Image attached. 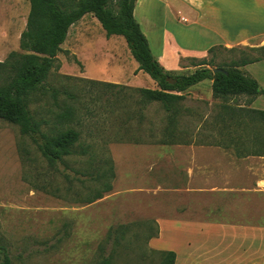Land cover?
<instances>
[{
  "label": "rangeland",
  "instance_id": "374dc122",
  "mask_svg": "<svg viewBox=\"0 0 264 264\" xmlns=\"http://www.w3.org/2000/svg\"><path fill=\"white\" fill-rule=\"evenodd\" d=\"M166 2L153 0L158 16L152 23L160 31L166 27L184 51L198 52L207 41L219 43L215 35L194 25L195 16L181 12L185 8L179 3L169 10ZM6 6L9 39L5 44L0 39V55L6 53L2 61L11 52H21L19 38L30 9L28 0H10ZM210 19L214 21L213 16ZM216 29L225 39L236 38V33ZM150 41L153 45L154 39ZM252 43L257 47V42ZM233 48V53L222 46L204 57H174V72L190 74L202 60L228 64L241 50L251 57L257 55L246 45ZM61 50L45 91L32 95L28 108L33 118L42 122V133L49 136L60 129H73L79 134L75 150L85 148L88 153H76L50 167L29 137L0 121V241L11 264H98L110 254L111 264H158L161 251L151 247V241L156 245L171 240L169 233L157 240L158 228H170L165 224L176 221L177 216L169 215L174 206L195 197L187 191L189 186L181 183L191 167L185 157L192 152L185 148L216 142L214 130L220 127L212 118L219 102L212 98L211 82L186 93L185 111L176 127L181 143L165 145L161 141L166 138V113L159 104L141 103L137 91L155 89L156 85L138 71L122 37H106L99 22L85 15L70 27ZM259 64L249 67L248 74L255 75L264 87V61ZM104 83L117 86L106 87ZM261 102L264 109V97ZM68 107L72 118L59 124V114ZM87 173H104L105 177L95 181ZM104 184L111 191L85 204ZM202 198L207 206L200 220L205 222L196 223L226 224L229 214L223 202L209 194ZM242 209L239 216H231L236 223L264 222V214L250 215L252 209L246 208L244 213ZM115 232L119 233L116 239Z\"/></svg>",
  "mask_w": 264,
  "mask_h": 264
},
{
  "label": "trees",
  "instance_id": "16d2710c",
  "mask_svg": "<svg viewBox=\"0 0 264 264\" xmlns=\"http://www.w3.org/2000/svg\"><path fill=\"white\" fill-rule=\"evenodd\" d=\"M30 9L26 26L19 38L18 52H11L0 62V121L14 125L21 135L29 137L37 146L41 156L50 167L63 162L76 153L85 155L87 149L75 150L79 134L73 129H60L54 135L41 132L42 122L33 118L29 111L32 95L43 93L50 71L54 68L57 55L66 40L71 26L85 15L93 16L101 25L106 37L120 36L127 45L130 55L137 63L138 71L149 76L156 85L155 89H138L143 104H159L166 113L167 126L163 130L161 142L165 145L179 144L176 128L183 111L186 93L193 87L211 82L212 98L219 102V110L212 121L220 128L218 131L242 130L244 139L251 145L253 155L264 156V111L249 109L253 101L264 95L257 81L243 69L264 60V46L248 49L257 55L251 57L240 51L237 59L228 64L215 65L213 60H202L190 74H179L163 68L151 53L147 39L136 22L133 11L137 0H28ZM216 48H211L212 54ZM233 53L236 49L228 50ZM194 61V60H193ZM214 69L221 70L213 73ZM106 87L115 84L104 83ZM243 99V104H239ZM73 116L71 108H66L58 116L59 124H65ZM211 121V122H212ZM109 163V162H108ZM111 169V166L109 167ZM112 174V172H111ZM98 181L105 177L104 173L97 176L85 174ZM111 187L96 190L87 197L89 205L102 198ZM115 232V239L117 237ZM112 235V233H111ZM158 264H174V252H160ZM102 259L98 264H111L110 257ZM0 264H11L5 246L0 241Z\"/></svg>",
  "mask_w": 264,
  "mask_h": 264
},
{
  "label": "crops",
  "instance_id": "0c3cea01",
  "mask_svg": "<svg viewBox=\"0 0 264 264\" xmlns=\"http://www.w3.org/2000/svg\"><path fill=\"white\" fill-rule=\"evenodd\" d=\"M7 2L10 0H0V39L4 44L9 39ZM175 3L185 8L181 12L187 16H195L194 25L215 35L219 43L207 41V45L198 52L184 51L183 45L167 32L166 27L160 31L159 26L152 23L158 16L153 0H137L133 16L147 39L151 53L168 71L175 70L177 61L172 59L174 57H204L209 55L211 48L222 46L230 49L240 45L249 46L250 49L264 46V0H167L165 8L171 10ZM211 16L214 21H211ZM181 19L186 22V19ZM215 27L229 34L236 33V38L225 39ZM149 38L154 39L153 45ZM252 42H257V47H252ZM5 54L0 55V62ZM260 62L247 65L245 71L248 73L249 67L260 65ZM250 76L258 80L255 75ZM260 88L264 90V87ZM263 97H257L248 108L264 111L260 106ZM214 132L216 142L210 146L185 148L186 152H192V155L185 157L191 167L187 168L181 183L189 186L187 191H191L195 197L174 206L175 211L169 215L177 216L176 221L165 224L170 228H158L157 240L161 241L163 233H169L171 240L156 245L151 241L150 245L156 251L174 252V264H264V222L255 225L254 221H249L248 225L236 223L231 218L239 216L242 208V213L250 208V215H254V212H257V216L264 214V156L251 153V145L244 139L242 130ZM206 194L223 202L221 205L229 214L226 224L196 223L205 222L200 218L207 206L203 200L206 198H202ZM260 201L261 204L257 203ZM187 211L192 214L185 215ZM186 218L191 219L187 222L184 220Z\"/></svg>",
  "mask_w": 264,
  "mask_h": 264
},
{
  "label": "water",
  "instance_id": "95a60500",
  "mask_svg": "<svg viewBox=\"0 0 264 264\" xmlns=\"http://www.w3.org/2000/svg\"><path fill=\"white\" fill-rule=\"evenodd\" d=\"M221 70H219V69H214L213 70V73H217V72H220Z\"/></svg>",
  "mask_w": 264,
  "mask_h": 264
}]
</instances>
